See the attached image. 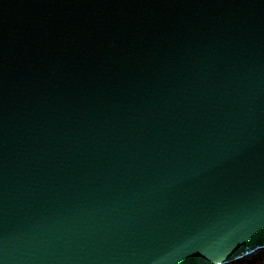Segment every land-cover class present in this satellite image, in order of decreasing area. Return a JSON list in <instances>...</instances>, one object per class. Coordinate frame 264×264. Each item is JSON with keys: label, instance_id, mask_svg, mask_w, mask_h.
Listing matches in <instances>:
<instances>
[{"label": "water", "instance_id": "1", "mask_svg": "<svg viewBox=\"0 0 264 264\" xmlns=\"http://www.w3.org/2000/svg\"><path fill=\"white\" fill-rule=\"evenodd\" d=\"M263 250L264 0H0V264Z\"/></svg>", "mask_w": 264, "mask_h": 264}, {"label": "rangeland", "instance_id": "2", "mask_svg": "<svg viewBox=\"0 0 264 264\" xmlns=\"http://www.w3.org/2000/svg\"><path fill=\"white\" fill-rule=\"evenodd\" d=\"M247 262L248 263H245V264H250L251 260H248ZM257 264H264V260H262L260 263L257 262Z\"/></svg>", "mask_w": 264, "mask_h": 264}]
</instances>
